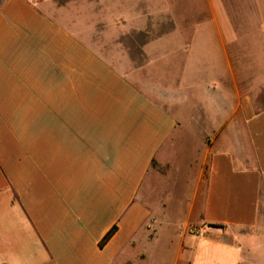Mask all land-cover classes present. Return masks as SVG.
<instances>
[{
	"label": "crops",
	"instance_id": "crops-1",
	"mask_svg": "<svg viewBox=\"0 0 264 264\" xmlns=\"http://www.w3.org/2000/svg\"><path fill=\"white\" fill-rule=\"evenodd\" d=\"M156 1L0 0V264H264V3Z\"/></svg>",
	"mask_w": 264,
	"mask_h": 264
},
{
	"label": "rangeland",
	"instance_id": "rangeland-1",
	"mask_svg": "<svg viewBox=\"0 0 264 264\" xmlns=\"http://www.w3.org/2000/svg\"><path fill=\"white\" fill-rule=\"evenodd\" d=\"M189 1L188 7L196 10L198 8L204 9L203 0H160L156 1L155 6L158 7L157 4L160 5L161 8V24H164V21L166 19L165 11L166 9L170 8H178L181 10H184V8L187 6V2ZM264 3V0H261ZM62 3L68 4L72 2V0H61ZM220 4H224V8H222V12L225 15V24L227 26L236 25L240 29L241 33V40H249V28L252 29L261 22L260 17V11H256L251 7L250 0H219ZM123 0H78V3L75 7L79 8L81 10V19L82 23H91L95 24V20L97 22L107 21V24H120L121 21V7H122ZM136 1H129V4L127 5H133L135 6ZM126 5V6H127ZM140 11L145 12L146 14L149 12L148 8L151 7V2L144 1V3H140L139 5ZM112 9V15H108V10ZM203 13V11L201 12ZM264 13V8H263ZM205 14V13H204ZM95 15V16H94ZM102 24V23H101ZM110 27V26H109ZM258 27V26H257ZM114 28V27H113ZM168 28H171L170 26H165V28H162V31L157 33V35H164L166 34V30ZM247 33V34H246ZM118 35L119 33L111 31L108 35V39H114L113 35ZM127 38V37H126ZM253 41H257L256 39ZM256 52L253 53L254 56H252V62L254 68L249 69L248 63L246 60L241 62L240 69L242 68V72L244 73L246 70L255 73V78L250 80H245L243 87L247 90L257 88L258 89H264V57L261 58L259 54V46L256 42ZM213 48L207 49L206 58L207 60H204L203 67L207 70H209V73L211 72L212 62L211 57L213 54ZM211 59V60H210ZM249 60V61H250ZM238 67V65H237ZM238 69V68H237Z\"/></svg>",
	"mask_w": 264,
	"mask_h": 264
},
{
	"label": "trees",
	"instance_id": "trees-1",
	"mask_svg": "<svg viewBox=\"0 0 264 264\" xmlns=\"http://www.w3.org/2000/svg\"><path fill=\"white\" fill-rule=\"evenodd\" d=\"M116 230H117V227L115 226V227H113L109 232H108V234L104 237V239L101 241V243H100V246L101 247H104L105 246V244L112 238V236L115 234V232H116Z\"/></svg>",
	"mask_w": 264,
	"mask_h": 264
}]
</instances>
